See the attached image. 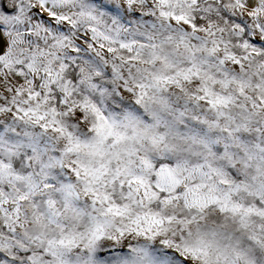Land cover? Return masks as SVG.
Listing matches in <instances>:
<instances>
[{
  "label": "snow or ice",
  "instance_id": "obj_1",
  "mask_svg": "<svg viewBox=\"0 0 264 264\" xmlns=\"http://www.w3.org/2000/svg\"><path fill=\"white\" fill-rule=\"evenodd\" d=\"M0 264H264V0H0Z\"/></svg>",
  "mask_w": 264,
  "mask_h": 264
}]
</instances>
